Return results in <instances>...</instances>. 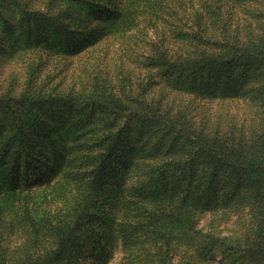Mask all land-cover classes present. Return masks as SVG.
I'll list each match as a JSON object with an SVG mask.
<instances>
[{"label": "rangeland", "instance_id": "rangeland-1", "mask_svg": "<svg viewBox=\"0 0 264 264\" xmlns=\"http://www.w3.org/2000/svg\"><path fill=\"white\" fill-rule=\"evenodd\" d=\"M231 30L261 42L264 0H0V95L32 85L15 102L23 132L0 102V264H158L160 251L169 264H264V209L246 196L264 191L259 173L203 152H264V61L225 60ZM201 54L224 60L197 68L204 84L189 70ZM106 80L121 99L99 113L87 99ZM116 122L113 147L80 156L93 149L78 140Z\"/></svg>", "mask_w": 264, "mask_h": 264}, {"label": "trees", "instance_id": "trees-1", "mask_svg": "<svg viewBox=\"0 0 264 264\" xmlns=\"http://www.w3.org/2000/svg\"><path fill=\"white\" fill-rule=\"evenodd\" d=\"M16 1V0H14ZM18 4L20 5L21 2H18ZM21 12V10H19ZM36 11H34L33 14H35ZM106 11L103 12V14H105ZM112 11H110L109 14H111ZM25 14V13H24ZM46 16V15H45ZM105 16V15H103ZM45 33H48L50 27H52L53 25H55V23L53 22L51 17H46V22H45ZM61 27L57 26L55 27V29L53 31H51L50 34V40L51 41H55L56 37L59 38L60 36V31ZM238 30V29H237ZM237 30L234 31V33L232 32V30L230 31V33H228V37L227 39L228 42L224 43L222 45L221 49H225L228 52H231L230 54H232L230 57H226L225 60L229 61L230 63L233 62H243L245 63L247 66L254 64H259L262 61H264L263 57H264V36L261 42H257L256 41V37H251L249 39H247V42H243L240 40V38H238L237 34ZM65 37V36H64ZM43 39L45 40L44 37V31L41 30L40 34H38V39ZM36 42V41H35ZM200 48V47H198ZM201 58L197 57H187V58H191L190 59V63H189V70L190 71H195V77L196 74H199V77H201L200 74V69H202V67H218L220 66V64H223L224 60L222 61L217 55H210L207 56L205 54H201ZM200 66V69H197ZM227 66V65H226ZM32 69V67H31ZM32 70H30L29 72H31ZM33 80V79H31ZM110 81L106 80L102 82V87L100 85H98L99 90L101 91H97V89H93V93L95 94L94 96L88 97L87 102H95L94 103V107L95 110L94 111H99V110H103L104 106L106 107L108 106H115L117 105V102H119V100L121 99V93L118 91V93L116 92V89H112L111 87L109 88V90H102L103 88H105L108 83ZM204 84L205 81L203 79V77L200 78V80L198 81V84ZM32 85H30V79L25 81V84L23 86V88L21 89V91L19 93H15V89H9L8 91H6L8 94H6V92L2 93V95H0V102H3L5 100L7 101H13L14 102V114L17 116L14 121L16 122V125L14 126V132L18 133L20 131H24V126H25V119H26V114L23 112H26V108L25 106L21 105V104H16L15 102L18 101L20 99V97L24 94L27 93V90L31 87ZM96 88V87H94ZM28 94V93H27ZM102 97V98H101ZM103 100L108 101V103L104 102ZM23 111H21V109ZM74 108L75 105L72 103L68 104L67 107L65 109H62V114H64L66 117L70 114H72V112H74ZM97 109V110H96ZM78 113V112H77ZM81 114H83L82 112H79ZM100 113V111H99ZM124 123H119L116 122L113 126V128L110 131V135L105 139L102 140L101 137L90 141V142H86L85 140L81 139L78 140L77 142V147L79 148H86V149H93V152L91 153H84L83 155H80L82 157L84 156H92L96 157L98 155L103 154V152L101 151H105V150H109L110 147L114 146V142L116 140H118L121 136L120 133V127L123 125ZM263 134H264V128L262 130ZM21 140L23 141V143H25L24 141V137L23 135H21ZM103 144H106L107 147L104 150L101 149H96L99 146H102ZM262 144V143H261ZM68 149H70L71 147H67ZM76 149V151L78 150ZM203 149V148H202ZM20 151H23V149H19V152L17 153L15 160H14V164L18 165L17 170H15V177H21V175H23V172L25 171V169L23 168L25 165V160H24V154ZM203 152L205 153H213V159L225 166H227L231 171L234 172H249L251 171V173H259L261 180H262V185H264V152L262 150V148L258 145H256L253 141H251L250 143V149L247 152V155H243V158H236V157H231L230 154L225 153L224 151L217 149V150H207L204 149ZM81 154V153H79ZM79 156V157H80ZM263 156V157H262ZM262 157V159H261ZM128 165V163L126 162V166ZM44 180V179H43ZM248 198H250L253 202H254V206H255V212H258L260 210L264 209V191H262L261 189L258 191V193H250L249 195H246ZM229 250V255L228 258H231L233 256V254L238 253V254H243V255H247L249 257V254H254V249H235V248H230ZM224 252L226 250H223ZM157 254V256H154L155 260L157 261L158 264H169V259L166 257L167 254L164 253V251H160V253L155 252ZM141 254V253H139ZM145 256L147 255L146 252H144ZM159 254V255H158ZM260 256L258 261H260V259L264 260V249L260 250ZM251 258V256H250ZM168 260V261H167ZM254 262L256 261L255 258L252 259ZM264 262V261H263ZM31 264V263H28ZM34 264H40V263H34ZM173 264V263H172ZM175 264V263H174Z\"/></svg>", "mask_w": 264, "mask_h": 264}]
</instances>
